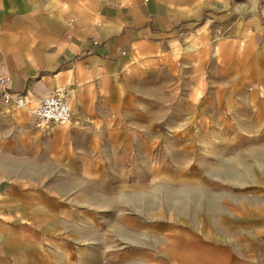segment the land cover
<instances>
[{"label":"crops","instance_id":"obj_1","mask_svg":"<svg viewBox=\"0 0 264 264\" xmlns=\"http://www.w3.org/2000/svg\"><path fill=\"white\" fill-rule=\"evenodd\" d=\"M0 78V90L34 105L61 92L73 116L67 128L38 129L27 108L0 96V264H34L33 205L45 207L68 179L70 190L79 179L126 186L129 154L141 158L142 142L158 143L157 122L142 131L140 96H197L190 114L214 95L231 114L176 126H264L254 117L264 110V0H0ZM189 132L167 138L189 161L162 173L165 203L156 196L144 228L136 217L132 236L120 232L134 239L135 264H264V177H255L264 176V152L255 166L252 136H215L246 162L209 173L245 179L203 183L194 160L206 136ZM154 172L146 184L159 192ZM139 179L129 186L141 191Z\"/></svg>","mask_w":264,"mask_h":264},{"label":"rangeland","instance_id":"obj_2","mask_svg":"<svg viewBox=\"0 0 264 264\" xmlns=\"http://www.w3.org/2000/svg\"><path fill=\"white\" fill-rule=\"evenodd\" d=\"M196 97L187 94L140 96L143 113L141 117L142 131L150 130L145 125V121L150 120L152 124L157 122L159 141L148 145L142 142L141 145L147 151L146 154H142L141 158H138L137 153L135 159L134 153L129 154L131 156L127 157L126 166L132 170V173L125 175L126 186H111L109 190L102 188L106 185L101 179L98 182L79 179L77 190H70V180L68 179L66 183H62V186L66 188L61 191L47 192L44 198L45 207L37 205L31 207L30 212L34 219L29 224L31 245L29 249L34 264H135L134 258H132L134 239L128 238V235H133L134 227H136L134 221L142 217L144 228V224L148 222L146 221L147 214H149V205L153 203V198L159 195L158 201L162 204L165 203V189L169 181L165 180L162 173H165L167 168H182L184 162L189 161L183 160L180 154L175 153V149L172 152L170 148L172 144L167 142V138L171 135L185 134V131L188 130L190 135L202 133L206 136V143L203 144L204 151L196 154L195 158L198 156L199 158L194 160L206 171L204 179L201 178L203 183L209 184L215 181L230 183L234 181L231 180L232 178L244 181V174L209 173L211 168L216 171H224L233 167L240 168L245 164L246 159L241 158L240 154L234 155L231 149H224L225 145L219 148L221 144L217 143L215 136L229 135L232 130H236L239 135L253 137V162L255 166L260 165L259 162L263 157L262 152H264V126L256 125L248 128L206 126L200 128L172 125L177 122V119L183 118L204 117L207 120L222 117L231 118L229 111L221 109L222 104L215 103L219 101L214 95H206L205 111L199 112L202 115H199L198 111L188 114L187 108L197 105ZM262 100L264 101V96H262ZM255 109H258L257 106ZM254 117L264 121V110L257 114L254 113ZM68 125L57 124L56 127L67 128ZM153 130L154 127H152ZM81 144L82 142L78 140L77 145ZM171 155L173 156L171 157ZM232 156L234 158H231ZM247 161L250 162L249 159ZM140 168L142 169L141 175L137 174ZM150 168H152V175ZM154 171L157 173L155 179H157L159 192L149 189V185L146 184L150 182V178L155 177ZM255 177L261 181L264 176L258 174ZM138 179L142 184L141 191L134 190L129 186L133 180ZM60 194H62L61 198L58 196ZM151 194L153 196H150ZM204 208L201 207V210L203 211ZM159 209L161 208L159 207ZM128 218H131L132 221H127ZM120 220L123 222H119ZM15 225L17 224L15 223ZM120 232L127 234L128 237H121ZM146 241L148 240L143 239V242Z\"/></svg>","mask_w":264,"mask_h":264},{"label":"built area","instance_id":"obj_3","mask_svg":"<svg viewBox=\"0 0 264 264\" xmlns=\"http://www.w3.org/2000/svg\"><path fill=\"white\" fill-rule=\"evenodd\" d=\"M4 79L0 78V83ZM4 103H13L16 107H25L31 114L33 126L38 129L48 130L57 124H72L73 116L67 98L59 91L45 94L38 104H33L22 94H11L0 90Z\"/></svg>","mask_w":264,"mask_h":264}]
</instances>
